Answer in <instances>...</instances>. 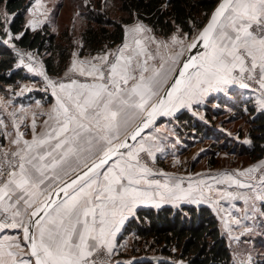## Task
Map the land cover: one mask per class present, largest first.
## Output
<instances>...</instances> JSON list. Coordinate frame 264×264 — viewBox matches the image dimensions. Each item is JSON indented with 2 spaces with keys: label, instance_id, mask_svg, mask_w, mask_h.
<instances>
[{
  "label": "snow or ice",
  "instance_id": "snow-or-ice-1",
  "mask_svg": "<svg viewBox=\"0 0 264 264\" xmlns=\"http://www.w3.org/2000/svg\"><path fill=\"white\" fill-rule=\"evenodd\" d=\"M29 24L34 27L35 21ZM131 31L150 30L137 24ZM186 36L177 26L167 41L151 38L157 44L156 54L137 40L138 50L127 56L121 50L114 61L107 55L94 58L99 62L80 67V75L91 77L92 82L48 81L57 96L52 110L55 116L50 117L55 119L56 127L38 136L33 119L32 140H23L21 145L23 134L18 133L12 141L17 150L4 153L0 161V214L7 220L10 213L12 219L11 223L0 222V229L21 228L22 241L29 248L25 253L21 238L5 237L11 242H0V264H96L100 249L107 247L111 251L112 238L125 212L131 213L137 203L152 196L141 185L155 184L174 193L167 184L146 179L151 173L148 160L154 158V152L141 133L159 108L174 100L181 106L190 104L209 89L243 79L255 80L264 88V0H220L209 22L189 46L195 48L202 43L204 51L183 63V70H178L180 78L170 85L165 100L159 95L164 65L158 68L149 61L157 60L160 48L182 47ZM180 55L182 52L173 51L168 59ZM28 69L33 71L31 65ZM57 87L65 96L57 95ZM153 97L156 103H150ZM261 103L264 106V100ZM129 112L141 113L140 122L121 138V128L128 126L124 117ZM3 123L0 119V125ZM138 137L136 145L128 143ZM9 155L14 159H8ZM91 156L95 159L88 163ZM70 157L76 158V168L72 169L76 174L63 182L58 193L53 192L62 193L64 199L52 200L49 195L38 202V197L45 195L58 179L49 173L61 169ZM82 157L84 167L77 172ZM24 216L28 217L27 223ZM25 255L34 257V261L24 259Z\"/></svg>",
  "mask_w": 264,
  "mask_h": 264
},
{
  "label": "rangeland",
  "instance_id": "rangeland-1",
  "mask_svg": "<svg viewBox=\"0 0 264 264\" xmlns=\"http://www.w3.org/2000/svg\"><path fill=\"white\" fill-rule=\"evenodd\" d=\"M98 9L107 11L108 15L116 18L127 15L121 10L119 0H28V7L25 10V25L36 30L47 24L49 29L56 32L63 42L69 40L73 46L71 57L64 71L59 75H51L46 70L43 56L36 49L20 47L15 43L14 38L20 34H14L9 27L14 13L8 12L4 5L0 4V27L2 30L0 31V43L15 54V67H21L26 74H31L27 79L18 82L17 85L6 84L0 90V119L4 121L0 125V161L4 160V153L10 154L17 150V145L12 141L17 139L18 133L23 134L20 137L21 145L23 140H32L33 119L36 124L35 133L38 136L56 127L55 119H50V117L55 116L52 110L56 107L57 96L53 95V88L49 84V80L57 84H71L72 80H77L78 83L92 82L91 77L80 75V67L90 66L95 63L94 58H96L93 53L80 54L81 32L91 15L97 13ZM209 16L210 14L206 21ZM29 21H35V26L30 25ZM136 21L144 22L135 18L132 22L125 24V29L128 24L135 25L133 23ZM132 25H128L127 28ZM142 26L150 31H145L141 35L152 34L157 42L169 40L177 31L176 29L171 34L164 36L155 33L146 22L142 23ZM202 27L195 26L191 32L182 31L187 34L182 47L169 46L170 55L173 51L182 52V55L176 56L174 60L168 58L165 60L163 55L157 57L158 64L167 66L162 88L169 82L181 58ZM133 35L134 32L129 31L128 36ZM115 48L110 49L113 57H115ZM81 62L86 63L82 65ZM74 63L75 69H73ZM28 65L32 66L33 71H29ZM45 76L48 77V80L44 78ZM243 80L259 88L255 97L256 99L259 97L257 99L259 103L251 101L252 99L248 98L242 88L240 90L244 95L237 94L254 104L257 112H264V106L261 103L264 100V88H261L255 80ZM30 87L40 88L34 90L33 93H41L37 94L41 99L32 101L29 105L18 106L19 97H16L15 93ZM71 90L73 89L66 91ZM55 91L61 97L66 94L60 92L58 87ZM199 97L200 101L204 99V104L193 105L192 109L194 117H196H192V123L200 122L204 128L203 131L197 130L196 127H188V120H179L176 116V118H169L166 122L158 118L153 119L148 131L142 135L154 152V158L148 160L151 173L147 175L146 179L159 181L160 185L167 184L174 190V193H169L163 187H158L155 184L150 187L141 185L144 190L152 193V196L137 203L131 213L125 212L123 223L117 225L118 230L115 231L112 238L111 251H108L107 247L100 249L95 256L96 264H132L133 260L141 258L137 254H132V235L121 236L126 222L136 214L139 206H160L162 204L179 206L183 203L207 204L214 210L219 218L221 231L226 236L231 250L232 259L228 264H264V156L253 159L242 151L243 147L252 145L249 129L251 126L250 117L253 114L246 109V106L243 110H239L237 105L240 103L234 102V97L227 94L220 95L206 91ZM155 100L156 98L153 101ZM178 105L179 102H176L175 106L173 103L168 104L162 112L173 115L178 109ZM178 110L185 111L183 108ZM14 112L16 113L15 117L12 115ZM207 112L210 116L207 115ZM139 119L133 116L134 123L128 125L127 128H121V138L126 131H130L135 126ZM45 121H48L47 125L44 123ZM137 142H140V138ZM141 155L143 156V154ZM8 159L14 158L9 155ZM93 159L95 156H91L87 162L91 163ZM84 163L82 157L77 172L83 169ZM73 168H76V158L70 157L61 169L49 173L58 176V179L53 182V187L45 195L38 197V202L44 201L55 187L73 176L75 174L72 171ZM250 168L254 170L246 171ZM100 171L103 172L104 169ZM176 185H179V188H176ZM19 219L17 218V220ZM23 219L27 223L28 217L24 216ZM4 230L11 233L20 231L18 238H21L22 250L25 253L28 252L27 246H24L22 241L23 231L21 228ZM152 257L157 261L162 259L172 262L168 257L155 255ZM24 259L30 258L25 255ZM173 262L184 264L181 260H173Z\"/></svg>",
  "mask_w": 264,
  "mask_h": 264
},
{
  "label": "trees",
  "instance_id": "trees-1",
  "mask_svg": "<svg viewBox=\"0 0 264 264\" xmlns=\"http://www.w3.org/2000/svg\"><path fill=\"white\" fill-rule=\"evenodd\" d=\"M121 10L127 15L120 18L108 15L98 9L89 18L81 32L82 46L80 54L96 53L114 46L124 40L125 24L135 18L148 23L155 33L167 36L177 26L191 32V22L201 28L208 15L220 0H119ZM5 9L14 13L10 30L20 35L14 38L15 43L24 48L36 49L42 56L46 70L51 75H59L66 68L72 54L73 46L69 40L60 39L56 32L43 27L32 30L25 25V10L28 0H0ZM0 31L1 27H0ZM23 33V35H21ZM16 56L0 43V90L6 84L17 85L28 78L23 68L15 67ZM41 94V93H39ZM234 102L239 110L246 109L253 114L250 117V147L242 151L253 159L264 156V112H257L254 104L235 94ZM208 116L209 112H207ZM193 116L182 111L177 115L179 120H188V127L203 131L200 122H193ZM209 133V131H208ZM131 234L132 254L139 255L132 264H228L231 250L226 236L222 233L219 218L207 204L183 203L179 206L170 204L161 207H140L134 216L126 222L121 236ZM157 257H168L166 260H155ZM166 259V258H163Z\"/></svg>",
  "mask_w": 264,
  "mask_h": 264
},
{
  "label": "crops",
  "instance_id": "crops-1",
  "mask_svg": "<svg viewBox=\"0 0 264 264\" xmlns=\"http://www.w3.org/2000/svg\"><path fill=\"white\" fill-rule=\"evenodd\" d=\"M142 23H144V22H137L136 21V23H133V24H135V25H137V24H140V25H142ZM128 25H132V24H128ZM127 25V26H128ZM135 25H132V26H130L129 28H127V26H126V29H125V36H124V40L122 41V42H120V43H117V44H115L114 46H111V47H108V48H106L105 50H103V51H100V52H96V53H98V54H96V53H93L94 54V56H96V58H99V57H103V56H105V55H107L108 56V58H109V60L110 61H114V59H115V57L116 56H119V55H121V50H122V53H123V55H125V56H127L128 54H130L133 50H138V46H137V44H136V41L137 40H140L141 41V45L142 46H144L149 52H151V53H153V54H156V47H157V44L156 43H152L151 42V38L152 37H154L152 34H149L148 36H144V35H141L142 33H144V32H142V33H135L134 32V35L133 36H128V34H129V31H131V29L135 26ZM181 31H183V32H188V31H184V30H182V29H180ZM132 32V31H131ZM156 41H157V39H156ZM159 41V40H158ZM125 44H127L128 45V47L127 48H125L124 46H125ZM114 47H116L115 48V57H113L112 55H111V48H114ZM190 48V47H189ZM110 50V51H109ZM169 50V48H167V49H164V48H160V50H159V55H163V57L165 56V60L168 58V55H170V50H169V52H167ZM188 51V50H187ZM186 54V53H185ZM184 54V55H185ZM184 57V56H183ZM182 57V58H183ZM182 58H181V60H182ZM158 60V59H157ZM181 60H180V62H181ZM99 61L98 60H96L95 59V63H98ZM153 64H155V66L156 67H158L159 68V66H160V64H158L157 63V61H149V65H153ZM180 64V63H179ZM167 66H165L164 65V67L161 69V73H162V75H161V85H160V89H159V95H161V93L163 92V90H164V88H162V85H163V83H164V80H165V69H167L166 68ZM190 71V70H189ZM174 74V73H173ZM30 76H31V74H29ZM28 75V76H29ZM33 76V75H32ZM173 76V75H172ZM171 79V78H170ZM168 84V83H167ZM166 84V85H167ZM244 84H248V87H244L243 85ZM165 85V86H166ZM243 89L245 92H246V94H247V96H248V98L251 100V101H253V102H258L259 103V101H257V99H259V97H257V99L255 98L256 97V95H257V90H259V88L257 87V86H255V85H253V84H251V83H248V82H246V81H244V80H240V81H237V82H235V83H232V84H229V85H222V86H220L219 88H213V89H209L208 91H209V93H213V94H227L228 96H230V97H234V94H237V93H242L241 92V90L240 89ZM36 89H40V88H36V87H30V88H28V89H24V90H21V91H18L17 92V94L15 93V95H16V97H19V100L17 101V105L18 106H24V105H29V104H31L32 103V101H39L41 98L40 97H38L37 96V94H39V93H33V91L34 90H36ZM162 89V90H161ZM72 91V90H71ZM35 94V95H34ZM242 95H244L243 93H242ZM243 97V96H242ZM156 97H153L152 98V100L150 101V103H155L156 101H157V98H156V100L155 101H153L154 99H155ZM200 99V97L198 98V100H193L190 104H185V105H183V106H181L180 104L177 106V108L178 109H184L185 111L186 110H188L189 111V113L194 117V111H193V105L195 104V105H199V106H201V105H203L204 104V99L203 100H199ZM233 100H234V98H233ZM176 102H179V101H176V100H174L173 101V104H174V106L176 105ZM168 105V103H166L161 109H160V111L157 113V116L154 118V119H161L163 122H166L169 118H176V116L181 112V111H183V110H175V112L173 113V115L172 114H168V113H164V112H162V110L164 111V108L166 107ZM178 112V113H177ZM141 113H139V112H129L128 113V115L127 116H125L124 117V119H126V120H128V125H132L133 123H134V120H133V116L135 117H137V118H140L141 117ZM196 117V116H195ZM194 117V118H195ZM140 120V119H139ZM153 121V120H152ZM123 130V129H122ZM125 131V130H124ZM146 131H148V128H146L145 129V131L141 134V136L142 135H144L145 133H146ZM123 134V133H122ZM122 136V135H121ZM139 140V137L137 138V141ZM137 141H135L134 143H136ZM134 143L132 144V145H134ZM85 147H86V145H85ZM115 158V157H114ZM51 173V172H50ZM64 199V198H63ZM163 205H166V204H162V205H160V206H153V207H161V206H163ZM170 205H172V204H170ZM140 207H149V206H139V208ZM138 209V208H137ZM132 216H134V215H132ZM131 216V217H132ZM130 217V218H131ZM20 233V231H17V232H15V233H11V232H9V231H5L4 230V228L3 229H0V242H11V240L9 239L8 241H5L4 240V238L5 237H8V238H12V237H17L18 238V235H20L19 234ZM28 248V247H27ZM27 257L28 258H30V259H32L33 260V258L32 257H30V256H28L27 255ZM34 261V260H33Z\"/></svg>",
  "mask_w": 264,
  "mask_h": 264
},
{
  "label": "water",
  "instance_id": "water-1",
  "mask_svg": "<svg viewBox=\"0 0 264 264\" xmlns=\"http://www.w3.org/2000/svg\"><path fill=\"white\" fill-rule=\"evenodd\" d=\"M220 2V1H219ZM218 2V3H219ZM218 3H217V5H218ZM217 5L214 7V9L212 10V12L210 13V16H209V18H208V20L206 21V23L204 24V26L209 22V19H210V17H211V15H212V13L214 12V10L216 9V7H217ZM203 26V27H204ZM202 27V28H203ZM202 30V29H201ZM204 50V46H203V44L202 43H200L197 47H195V48H189L188 49V51L186 52V54L184 55V57L182 58V60H181V62H180V64L178 65V67L176 68V70H175V72H174V74H173V76L171 77V79L169 80V82H168V84L165 86V88H164V90H163V92L161 93V95H160V98H163V99H165V100H167V97H166V92L167 91H170L171 90V87H170V85L174 82V80L175 79H178V78H180L179 76H178V70H183V63H185V62H188V58H194V57H198L200 54H201V52ZM190 70V69H189ZM157 102V101H156ZM155 102V103H156ZM166 104V103H165ZM163 106H161L160 108H159V110H158V112L160 111V109L162 108ZM157 116V114L153 117V119L155 118ZM140 122V120L135 124V126L138 124ZM134 126V127H135ZM133 127V128H134ZM144 131H145V129H144ZM143 131V132H144ZM142 132V133H143ZM141 133V134H142ZM135 141H132V140H128V143L130 144V145H132L133 143H134ZM121 151H123V150H121ZM113 159H114V157H113ZM82 170V169H81ZM80 170V171H81ZM79 172V171H78ZM76 174V173H75ZM74 174V175H75ZM73 175V176H74ZM72 177V176H71ZM70 177V178H71ZM69 179V178H68ZM68 179H66V180H68ZM65 180V181H66ZM64 182V181H63ZM63 182L62 183H60L57 187H55V189L52 191V193L50 194L51 195V199L52 200H62L63 198H64V196H63V194L62 193H59V195H56V194H53V192H56V193H58L59 192V188L60 187H62L63 186ZM48 198V197H47ZM46 198V199H47ZM45 199V200H46ZM34 230V229H33ZM28 251H29V248H28ZM33 258V260L35 259L34 257H32Z\"/></svg>",
  "mask_w": 264,
  "mask_h": 264
},
{
  "label": "built area",
  "instance_id": "built-area-1",
  "mask_svg": "<svg viewBox=\"0 0 264 264\" xmlns=\"http://www.w3.org/2000/svg\"><path fill=\"white\" fill-rule=\"evenodd\" d=\"M190 26H191V30H193L194 27H195V25H194L193 22H191ZM8 216H9V218L7 220H4L3 219V214H0V222L11 223L12 222L11 214L9 213ZM4 229H7V230H17V228H4Z\"/></svg>",
  "mask_w": 264,
  "mask_h": 264
}]
</instances>
